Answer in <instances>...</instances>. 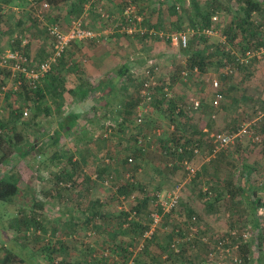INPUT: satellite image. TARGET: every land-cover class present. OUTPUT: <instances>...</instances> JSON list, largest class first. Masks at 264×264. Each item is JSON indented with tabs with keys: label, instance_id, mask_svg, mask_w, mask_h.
Returning a JSON list of instances; mask_svg holds the SVG:
<instances>
[{
	"label": "rangeland",
	"instance_id": "374dc122",
	"mask_svg": "<svg viewBox=\"0 0 264 264\" xmlns=\"http://www.w3.org/2000/svg\"><path fill=\"white\" fill-rule=\"evenodd\" d=\"M28 1H21L20 6L23 9L20 13L15 10H10L4 16H1L0 54L9 53L12 44L21 41V46L27 47L26 50L30 58L35 61H40L45 59L46 55L48 56L52 50V38L48 33V26L56 24L63 32H66L69 30L72 20L70 24L64 26L65 24L58 20L60 15L56 14L57 8L51 5L53 3L52 0L43 2L50 6V8L44 9H41L43 3L35 4L34 0H30L31 2L29 4ZM62 1L66 2V0H59L58 2ZM173 1L159 0L161 3L166 2L168 4H172ZM185 1L186 3L180 6V12L177 13V16H170L169 13H166L165 7L161 8L160 6L157 9L156 5L159 4L157 2L154 7L156 9L147 13L148 24L145 25L144 18L141 23L142 30L146 32L145 35H141L140 33L128 35L120 27L122 23L121 20L119 21L122 15L121 11L129 6L135 7V4L129 1L124 3L122 5L123 7L120 6V9L117 8V11L114 8V12L110 13L107 10V1L102 0V5L100 6H103L104 10L98 11V13H92L85 27L92 29L95 33H97L100 27L107 28L106 30L108 32L109 29H112L119 33L117 41H120V47L122 49H118L116 52L114 51L116 56L115 62L119 65L118 72L124 65L131 66L139 62L144 63V61H150L149 59H155L160 64L161 75L159 77V84L162 86L164 84L163 82L169 81L177 101H182L185 104L184 106L187 107L186 110L189 112L190 119L188 118V121L181 120L177 122L179 124L182 123L183 133L185 129L189 131L185 132V134L189 133V137H193L201 142L202 156L197 158L191 157L189 159L193 165L199 168L197 176L192 181H188V175L184 169L177 168V170L172 172L173 166H170V164L175 165L176 160H172V162L167 160L162 156L161 151H159L161 150V142L158 139L160 133H164V137L169 139V130L173 131L174 127L173 125L170 126V118L166 116L164 108H156L154 106L156 102L150 106V113L145 118L143 125H138L134 121L129 129L127 128L123 132H120L121 129L117 130L115 119L118 118V112L123 111L126 102L134 103L139 98L141 81L137 77L138 80H136L130 71L121 78L117 75L115 86H111L113 90L105 88L102 91H96L91 95V99L84 103L76 102L75 98L70 94H66L65 97L62 96L55 103L57 98H55V93H52L46 100L47 105L51 106L52 114L49 116L41 114L37 121L33 117L36 109L32 103L20 100L15 94H10L8 97L7 95H2L0 120H3L4 123L11 119V112L14 107H21L22 110L29 109L28 117L22 120L30 123L31 126L19 133V136H21L20 142L34 140V137L39 134L40 130H44L45 134L53 136L60 129L59 121L67 120L68 116H70V114L67 116L66 111L68 113L71 112V114L74 113L77 117H82L80 123L85 126L84 129H76L73 133L67 136L65 135L57 148L51 147L47 151L48 153L45 158H40L34 152L26 158L21 159L11 149H7L8 152L11 151L12 153H10L11 155L9 157V160H12L10 165L16 167L21 174V192L18 196L14 197L11 203L0 202V264H19L18 257H15L16 254L29 262L31 253L35 249L43 255L41 261L46 262V264H56L54 259L57 250H52L55 244H52L47 239L46 234L39 233L40 226L43 223L42 221H38L37 218L42 215L52 214V211L61 210L74 216H77L78 213L79 218L82 219L88 211L89 213L98 212L99 218L108 216V220H114V224H118L119 221H115L118 219L120 221H126L124 224V228L126 229L129 217L126 219L123 214L129 213L130 216V212L132 211L136 215L131 222H138L140 225L150 223V214L151 211L155 210L154 203L158 193L167 195L178 186L181 187L180 206L172 216L167 217L163 215L161 229L159 228V231L165 230V234L172 233L174 236L177 235L176 239L181 241L180 249L185 251L181 260L186 264H206L209 258L208 255L214 252L210 248L208 250V245L201 240L202 237H206L209 242L215 241V237H217L216 239L222 236L224 237L227 230L236 227L234 223L239 217L241 219L245 218L249 223L252 222V209L250 208V204L246 203L244 205L245 208L242 209L243 212L239 214L238 202L241 201L240 198L243 195L241 194L229 199L230 196L226 194L227 190L224 187L219 188L222 182H220L218 172L220 171L228 176L235 175L239 178L238 173L243 174L242 167L244 165L249 164L254 166L258 162L259 167H257V171H260L261 175L255 174L249 181L247 179H240V181L242 185L247 184L252 187V190L254 189L260 192L264 188V153L262 149H254L252 144L245 139L226 151H220L221 156L218 154L215 157H210L209 153L215 147L212 143V136L214 134L233 132L234 129L235 132L242 124L259 119V111L264 112V92L262 90L259 91L261 86L264 88V61H260V65L255 64L258 71L254 74L255 71L253 69L250 71V74L246 73L247 76L244 77L243 83L238 85L239 92L234 97L239 102H234L233 98L228 96L222 102V106L219 105L215 108L213 105L215 92L210 81L208 83H202L201 78H195L193 76L186 82L181 80L180 72L185 67V64H187L186 61H189V55H186V58L180 56L179 49L174 47L168 39L171 35L178 33V26L182 25L187 29L194 27L192 22L196 20V10L193 7L192 0ZM198 1H200V6L209 11H214L216 8L213 0ZM218 1L222 4V7L226 8L229 0ZM87 5V8L91 9L94 3L90 0ZM160 8L161 10H159ZM41 11L43 12L41 13ZM224 12V9H222L213 14V16H218V21L222 26L229 18L228 14ZM102 14L105 17H102ZM30 15L35 17L37 21L34 22L31 20L29 22L28 18ZM38 15L41 18H38ZM115 17L119 18L115 20ZM25 18L26 20L24 21ZM177 20L178 25H176ZM19 21H22L23 24H19ZM151 31L154 34L150 33ZM262 31H264V28ZM147 34L154 40L152 48L144 42V36ZM160 35H163V38ZM114 37L112 36L110 39L116 43ZM212 38L217 43L221 41L219 36ZM47 52L50 53L48 54ZM101 52L103 51H97V54ZM87 53L82 58L85 61L82 59L75 61L73 56H71L72 65L69 64L68 69L62 70L61 73L66 79V88L76 91L77 82L83 75L93 85L100 83L101 78L99 75L95 77L92 75V51ZM74 57L78 58L76 56ZM104 60L102 62L105 67L101 68L100 66L102 65L100 63L96 67L100 68L99 70L103 71V73L106 72L105 70L113 62L108 59ZM59 66L57 64L54 69L59 68ZM225 72L226 69L221 72L213 71L210 77L211 79L216 78L222 83V75ZM102 75L104 76V74ZM207 75L209 73L205 74L203 78L205 76L207 77ZM8 80L6 83L9 82ZM248 92L251 93L247 94ZM250 95L252 96L249 97ZM158 97V95H155V98L158 99ZM192 99H201L202 101L201 109L197 112L193 111V113L191 112V106H189ZM58 104L62 106L59 110L57 109ZM246 112L248 113L247 115H245ZM83 117L87 118L83 119ZM118 122L122 123V119H119ZM257 124L259 125V132L264 134V118L258 120ZM105 127L107 129L109 128L108 131H106ZM22 129L20 128L19 132ZM156 129L160 130L156 131L159 135L153 133ZM16 136L12 135L13 144L19 142ZM148 137H151V141L146 140L150 142L145 143L146 152L142 153V155L134 156V152L138 149L136 140L138 139L139 141L140 138L146 139ZM3 152L2 150L1 153ZM60 153L63 155L61 160L58 158ZM71 157L73 163H78L79 167L77 171L75 169L72 170V164L69 163V158ZM115 157L120 163L111 162V159ZM129 157H132L134 162L130 167H125L123 161L124 159H129ZM223 157H226V159L224 160ZM213 162L217 163V166H212ZM106 163L112 165H108L107 174L101 179L99 173L104 169V164ZM7 172L8 167L0 164V178ZM73 172L78 177H74L75 174L73 175ZM70 174L73 175L74 179L76 178L75 185L73 184V177L70 179L68 176ZM133 175L136 182L144 188L146 195L137 191L131 195L136 196L135 200H132L130 196L125 197L123 201V197H118L117 195L118 187L124 184L127 179H131ZM58 177L61 178V181L57 180ZM84 177H90L92 184L86 185ZM87 189L89 192L85 191ZM215 190L219 191V198L214 196ZM208 193L213 198L209 199L205 197ZM145 197L151 199L149 207L142 208L140 213L137 210H131L135 206L134 203L136 200H142ZM91 200L101 201L104 208L95 204V211H92L91 206H89ZM123 205L127 208V212L122 210L121 207ZM42 206L45 207L44 213L46 209L49 210V213L46 212L43 214L40 209ZM36 209H38V212ZM191 216L197 219L196 227L198 232L194 235L188 229V222ZM164 223L166 228H164ZM173 223H175L174 230L169 231L168 229L173 227ZM89 231L95 235L93 228ZM89 231H86V233ZM96 235L93 237H96ZM102 235L105 236L104 232ZM140 235L141 233L138 232L135 238H130V240H127L124 236L125 239H118L116 242L113 240L108 241L104 236L101 237L100 241L99 239L95 241L90 236H85L86 241L82 240V238L79 239V237L78 239L73 238L66 242L67 244L65 245H67V248L63 252L68 258L73 257L75 253H79L84 255L83 257L86 259L88 255L87 251H91V255H93L94 253H100V250L111 248L113 250L112 246L117 247L118 251H120L122 245H125L127 249L131 247L134 250L136 247L134 248L132 246L134 243L137 246L139 241H141ZM252 236L254 235L252 234ZM174 239H171V241L167 239V241H163L162 243L168 256L173 254L171 251L173 248L170 249V245L174 242ZM132 240H134L133 244H131ZM151 241H147L146 245L150 244ZM50 245L53 246L50 247ZM215 251L218 255L223 253V256L227 253L221 250L217 251L216 249ZM119 255L121 257V253ZM213 257V261H220L219 264H223L222 260H218L216 256ZM229 259L232 262V257H229ZM122 260L127 261V259ZM21 264L26 263L21 261ZM157 264H164V262H157Z\"/></svg>",
	"mask_w": 264,
	"mask_h": 264
},
{
	"label": "trees",
	"instance_id": "16d2710c",
	"mask_svg": "<svg viewBox=\"0 0 264 264\" xmlns=\"http://www.w3.org/2000/svg\"><path fill=\"white\" fill-rule=\"evenodd\" d=\"M21 1V0H20ZM48 0H34L35 4H41L43 2H46ZM53 3H51L52 7H55L57 9H60L59 6L63 4L62 2H58L57 0H52ZM71 1V0H66ZM213 4L216 5L214 11H209L206 8H203L200 6V1L198 0H192L193 2V7L196 10V20H193L192 25L194 26L193 28L196 27H210L212 24V17L215 12H219L222 9H224V13H227L229 18L223 24V26L218 23V29H219V36L225 37L224 43L220 41V43H217L214 41L215 39L212 37H195L193 40V43L187 50L185 49H179V55L182 57L186 58V55H189V61L187 62L188 66L190 68L193 67H198L199 71L201 74L197 78H201V82L205 83L203 80V76L205 74H211L213 71H223L224 69H227L228 67L230 68L231 72H225L224 75H222V83L219 81L220 88H219V93L223 95V100L227 98L228 96L233 98L234 102H239L237 98L234 97V95H237V92H239L238 85L242 84L244 81V77L247 76L246 73L250 74L251 70H255V63L259 60V58L254 57L251 58L250 60H246V62L242 63L241 61L243 58H245V54L248 50L251 49H260L264 48V31L262 29L264 28V0L263 1H258V0H229L227 7L224 8L222 7V4L218 0H213ZM57 2V3H54ZM90 2V0H72L70 7L71 10H69V14L74 17L75 19H79L80 17H84L85 15V8L86 5ZM125 2V1H124ZM131 3L135 4L137 14L141 15L144 18L145 25L148 24V12L154 11V7L156 3L158 2L159 4L156 5L157 9L161 6V8H166V13H169L170 16H177V13L180 12V6L186 3L185 0H174L172 4H168L166 2H159V0H131ZM86 4V5H85ZM3 5H13V6H20L19 3H15V0H5ZM49 5V4H48ZM161 8L159 10H161ZM222 8V9H221ZM1 9V6H0ZM126 8H124L121 11V21L126 23V18L124 17ZM112 13L111 11H109ZM2 17L0 16V21ZM29 22L32 20L34 22L37 21L35 17H30L28 18ZM179 20V18H178ZM178 20L176 21L178 25ZM143 22V23H144ZM19 24H23L22 21L19 22ZM135 25H138V23L135 22ZM181 25V24H180ZM139 26V25H138ZM152 27V26H151ZM153 28V27H152ZM178 31L181 32L184 31L185 27L178 26ZM151 29V28H149ZM149 33V32H147ZM214 37V36H213ZM152 41V43H151ZM153 39H151V36L147 34L144 36V42L147 46L152 48L153 44ZM192 42V41H191ZM27 47H22L21 46V41L15 42L12 44L10 48V52H19L21 55L26 57L29 61V63L33 64L36 62L43 61L49 57V55L45 57V59L40 60V61H35L30 58L28 52H27ZM1 55V54H0ZM264 57V56H263ZM262 57V58H263ZM261 58V59H262ZM72 57L71 55L67 54V56H63V58L58 62L59 68H55L50 75H48L45 79L41 81V84L37 87V89L32 88L29 85V82L24 78L23 75L19 73H13L9 68H2L0 69V104L2 100V87L3 86H8L9 89L6 92L5 96L7 95L10 96V94H15L17 97L25 101L27 103H32L35 107V113L33 115L34 120L37 121V119L40 117L41 114H44L45 116H49L52 114V109L50 105H47L46 100L48 97L52 94L55 93L56 97V102L58 99H60L66 92H68L70 95H72L73 98H75L76 102H86L91 99V95L96 92V91H102L103 88H108L111 86V81H105L102 82V84H98L99 86H95L85 77H82L78 80L77 85H76V91L74 90H68L66 88V79L65 76L61 73L63 69H68L69 64L72 65L71 60ZM150 61H155V59H149ZM146 61H144L145 63ZM258 63V62H257ZM159 66L160 64L157 63ZM132 66L128 67H122L121 70L119 71L118 76L121 78L125 76L126 73L131 71ZM183 70V68H182ZM181 70V71H182ZM71 71V70H70ZM83 72V71H81ZM240 74V75H239ZM181 76V72H180ZM240 76V77H239ZM136 78V77H134ZM9 79V80H8ZM7 80L9 81L8 83ZM136 80H138L136 78ZM182 80V79H181ZM226 80V81H225ZM11 82V83H10ZM18 82L19 84L18 88L15 90L14 85H16ZM10 83V84H9ZM164 84L156 89V96L158 95V99L155 98L154 102L156 108H164V112L166 113V116L170 118V126L173 125V131L169 130V139L167 137H164V133H159L156 131H160L156 129L153 133L158 134L160 137L158 138L159 141L161 142L160 144V149L162 156H164L167 160H176L175 165L173 166V170H177V168L184 169L182 162L184 160H188L191 157L197 158L202 156V146L201 142L199 140H196L193 137H189V133L185 134V132H189L184 129V133L182 131V123H178L177 121L181 120H186L189 117V112L185 104L181 101L178 102L176 97L174 96V92H172L171 89V84L168 82H163ZM141 84V83H140ZM165 88H168L170 92L173 94V98H169L164 91ZM154 102L152 104H154ZM221 102V104H222ZM139 103V98L137 101L134 103L132 102H126L123 111L118 112V118L115 119V123L117 124V130L121 129L120 132L125 131L127 128L129 129L130 126H132L133 122L136 121V108ZM151 104V105H152ZM220 104V106H222ZM189 106L191 104L189 103ZM264 106V104H263ZM61 105H57V109H61ZM189 109V108H188ZM29 110V109H28ZM24 111L22 110L21 107H14L12 109V117L9 121L4 123V121L0 120V153L3 150L4 152L1 153V158H0V164H4L8 167V172L4 174L0 178V202L4 203H11L14 197L18 196L21 192V174L19 173L18 169L16 167L11 166L10 163L11 161L9 160L10 155L12 154L11 151L20 157L21 159L26 158L30 154L36 152L37 156H40V158L47 156V151L51 148H57V146L60 144V141L62 138L66 135H69L73 133L76 129H84L85 125H81L80 120L82 117H77V115L70 114L68 116L67 120H61L59 121V130L55 132V136H49L44 133V130H40L39 134H37L34 137V140L32 141H27V142H20L21 136H19L22 131L26 130L25 128L30 127V123L24 122L22 119H25L24 117ZM193 111V110H192ZM150 113V110L148 113L143 115V123H145V118L148 116ZM29 115V114H28ZM190 115H192L190 113ZM87 117H83L85 119ZM119 119H122V123L118 122ZM240 127V126H239ZM238 127V128H239ZM23 128L20 132L19 129ZM106 128V127H105ZM113 128V127H112ZM237 128V129H238ZM109 129V128H108ZM106 128V131H108ZM112 130V129H111ZM116 130V131H117ZM235 130V129H234ZM233 130V132H234ZM231 133V132H228ZM12 135H17L16 137L18 138L19 142H16L13 144L12 142ZM112 136V135H111ZM151 139V137H149ZM47 140V141H46ZM151 141V140H150ZM150 143V142H147ZM199 144L200 148V154L199 155H194L193 154V147ZM146 145V144H145ZM145 145L139 146L138 145V139L136 140V146H138V149L134 152V156H139L142 155V153L146 152L145 150ZM182 147L183 151L180 153L179 148ZM11 149L10 152L7 151V149ZM11 153V154H10ZM264 153V152H263ZM8 154V155H7ZM221 156V153H220ZM63 157L62 153L59 154L58 158L61 160ZM227 157V156H226ZM226 157H223L224 160ZM72 157L69 158V163L72 164V170L75 169L77 171L78 163H73L72 162ZM169 161V162H170ZM111 162L114 163H120L118 159L115 157L111 159ZM191 162V161H190ZM113 163V164H114ZM123 164L125 167H130L131 164L128 163V159H124ZM108 165L112 164H104V169L100 171L99 177L102 179L103 177L106 176L107 171H108ZM212 166H217V163L213 162ZM217 168V167H216ZM243 173H248V177L250 173H253L257 171V169L249 164L244 165L243 167ZM75 171V173H76ZM136 172V171H135ZM73 172V175L75 174ZM219 174V179L222 184L219 185V188H225L227 190L226 194H228L231 198H235L238 195H244L242 197H249L250 201L248 203L250 204V208L252 209V224L255 225V229H251V227H245L244 229H247L251 231V233L254 235L253 241L246 243L245 245H242L241 248L239 249L238 252L234 253L231 251L230 257L232 259L238 255L240 260L242 261L241 264H249V263H255L254 261H250L249 255L251 254L252 250L257 251L259 253V257L256 259V262L258 264H264V219L262 217L258 216V211L260 209H264V188H262L260 191H255L254 189L252 190V187L249 185L245 184L242 185L240 178H237V176H228L224 175L220 171L218 172ZM72 174L68 175L70 179L73 177ZM74 177H78L77 174H75ZM73 177V184H76V178L74 179ZM252 178H248L247 180H251ZM58 181H61V178L58 177ZM84 181L86 182V185L92 184V179L90 177H84ZM219 182V183H220ZM252 190V193H251ZM88 191L89 190H85ZM140 191L142 194L146 195L144 193V188L136 182L135 177L131 179H127V181L120 185L118 187L117 195L118 197H130L133 193ZM247 191V192H245ZM218 190L214 191V196L216 198L220 197V193ZM212 194V193H211ZM209 196V197H208ZM208 193L206 194L205 197L211 199V197ZM214 197V198H215ZM143 200V201H142ZM136 200L134 203V207L131 208V210H137L139 213L141 212L142 208L149 207V204L151 202V199L149 197H145L144 199L142 198ZM181 202V201H180ZM95 204H97L99 207L102 206L101 208H104L103 204L101 201H90L89 206H91L92 211H95ZM180 206V204H179ZM179 208V207H178ZM177 208V209H178ZM157 212L160 214H163V211L161 208L156 209ZM176 209L172 211L170 215H164V216H172L175 213ZM152 212V211H151ZM125 218L127 219L129 217V213L123 214ZM87 220L86 224V231H89L91 227V223L93 221H99L100 223V229H96L95 226L93 225V231L96 234V230H101V232L105 234L102 235L106 239L113 240L116 242L118 237L122 235V237H126V233L122 232V229H124V221H120V219L115 220L118 222V224H114V220L110 219L108 220V216H104L102 218H99L98 212L94 213H89L87 212L85 216ZM191 220V221H190ZM193 218L192 216L189 219L188 222V229H190L194 224H193ZM89 222V223H88ZM132 223V224H131ZM150 224V223H146ZM149 225H145L144 228L142 225H140L138 222H130V225L126 229H130V232L134 233V238L135 235L139 233H143ZM253 227V226H252ZM99 232V231H98ZM242 230L240 228L237 230V233H241ZM129 234V233H128ZM140 235V236H141ZM131 236H127V240H130ZM98 238V237H97ZM120 239V238H119ZM121 240V239H120ZM132 240V243L133 244ZM52 244H55L54 247H52L53 251L58 248L57 251H66L67 244L66 242H54ZM53 245H50V247ZM148 247V245H146ZM171 246V245H170ZM56 247V248H55ZM113 247V251L120 254L121 253V259H129L132 255L130 254V248L127 249L125 245L121 246L120 251L117 250V247ZM132 247H136L135 243L133 244ZM146 247V250H147ZM172 246L170 247V249ZM209 250V246H207ZM112 249V248H111ZM106 250V249H105ZM105 250H100V253H94L91 255V251H87V260L84 258L80 264H103L104 258L102 257V253ZM145 250L144 253L139 254L135 257V262L138 264L139 260L145 259V255L147 251ZM211 250V248H210ZM173 254L167 256L165 258V261L170 260V258L173 255H182L184 256L185 251L183 249L179 253H175V251L172 249L171 250ZM120 252V253H119ZM124 252V253H123ZM56 253V252H55ZM86 253V252H85ZM90 253V254H89ZM209 256V255H208ZM180 257V256H179ZM19 260V258L17 259ZM56 261V264H69L70 262L67 261H62L57 258L54 259ZM22 260H19V264H21ZM213 262V261H212ZM153 263V262H152ZM36 264V263H32ZM146 264V263H145ZM151 264V263H147ZM154 264V263H153ZM207 264V263H206Z\"/></svg>",
	"mask_w": 264,
	"mask_h": 264
},
{
	"label": "built area",
	"instance_id": "2783aa9c",
	"mask_svg": "<svg viewBox=\"0 0 264 264\" xmlns=\"http://www.w3.org/2000/svg\"><path fill=\"white\" fill-rule=\"evenodd\" d=\"M93 1V0H91ZM131 5V4H130ZM44 8H50V6L47 3H43L41 5V9ZM43 11H41L42 13ZM102 17H105L104 14H102ZM124 17L126 18V23L122 22L120 24V27L122 28L123 32H125L128 35H135L137 33H140L141 35H145V30H142L141 23L143 21V17L141 15L136 14V7H127L125 10ZM38 18H41L38 15ZM135 22L138 23L139 26L135 25ZM218 16L214 15L212 17V24L210 27H196V28H189L184 31L178 32L174 35H171L168 37V39L171 41V44L174 47H177L178 49H185L187 50L189 48V45L191 41L195 37H213L219 35V29H218ZM140 27V28H138ZM48 33L50 37L52 38V51L49 55V57L43 61L36 62V63H29L28 59L21 55L19 52H9L7 54H3L0 56V69L2 68H9L13 73H19L24 76V78L29 82V85L37 89V87L41 84V81L45 79L48 75L51 74V72L54 70V67L58 64L59 60L65 56L68 51L71 49L72 45L76 42H83L87 40L95 39L96 33L91 29H86L84 27V22L81 19H76L71 22V26L68 31L63 32L58 25L51 24L48 26ZM150 33L154 34L153 31ZM161 38H163V35H160ZM225 37H221V42L224 43ZM264 56V48L260 49H251L248 50L245 54V58L241 61L242 63L246 62V60H250L251 58L257 57L261 59ZM188 62V61H186ZM231 72L230 68L228 67L226 69V72ZM131 75L134 77H137L141 81L140 85V91H139V103L136 108V122L138 125H142L143 123V115L148 113L150 110L151 104L154 102L155 95H156V89L159 87V77L161 75V69L160 66L157 64L156 61H146L144 64L136 65L134 64L130 71ZM201 72L199 71L198 67L190 68L188 64H185V67L181 71V79L183 81H188L191 76L197 78ZM211 74L205 76L203 80L208 83L211 82V86L215 92V96L213 99V105L215 108H217L222 100L223 95L219 93V80L218 79H211ZM21 84L18 82L16 85H14V89L16 90ZM8 86L2 87V94L5 95L8 91ZM164 91L166 92L167 96L169 98H173L172 92L169 91L168 88H165ZM202 107V101L201 99H192L191 100V109L194 112H197ZM193 111H191L193 113ZM24 116H28V109L24 111ZM264 118V112H259V119L250 122L242 124L237 131L231 132V133H217L212 136V143L215 145L214 149L209 153L210 157H215L219 152L226 151L232 147H234L238 142H242L245 139H247L253 147L255 148H261L262 152H264V134L259 132V125L257 124V121ZM146 140H150V138H140L138 141V145L141 147L147 143ZM179 152L181 153L183 151V148L180 147ZM193 154L199 155L200 154V148L199 144H196L193 147ZM134 162V159L132 157H129L128 163L132 164ZM184 170L187 172L188 175V181H192L194 179L198 172L199 168L197 166L193 165L190 161L184 160L182 162ZM172 166V164H170ZM181 187L178 186L174 190H172L167 195L159 194L157 195V198L155 199L154 207L155 210H153L150 214V224L149 227L143 231L141 237V241L137 244L136 248L130 249V254L132 255L127 261H123L120 257V255L116 252H114L111 249H106L102 253V257L104 258L103 264H137L135 262V257L139 254H142L146 250V242L151 241L152 238L155 236V233L160 228L162 223L163 215L165 214H171L173 210L177 209L179 207L180 201H181ZM136 196H131L132 200H135ZM125 200V197H123V201ZM122 210L128 211L127 208L123 205L121 207ZM157 208H161L163 211V214H160L156 211ZM136 215L135 212H130L128 223L126 224V227L130 225V222L134 219V216ZM258 216L262 217L264 219V209H260L258 211ZM193 226L190 228L191 234H195L198 232V229L196 227L197 219L196 217H193ZM193 232V233H192ZM253 237L251 231L245 229L242 230L241 233H237V231H233L228 235L227 237H221L219 239H216V246L214 247L217 251H225L227 253L238 252L242 245H245L246 243H249L253 241ZM205 244L208 246H211L214 241H208L206 237H202L201 239ZM180 243L181 241L176 239L171 244L173 250L175 253H179L181 251L180 249ZM231 245V246H230ZM230 246V247H229ZM211 258H214V254H209ZM233 264H241L242 261L239 257H234L232 259Z\"/></svg>",
	"mask_w": 264,
	"mask_h": 264
},
{
	"label": "crops",
	"instance_id": "0c3cea01",
	"mask_svg": "<svg viewBox=\"0 0 264 264\" xmlns=\"http://www.w3.org/2000/svg\"><path fill=\"white\" fill-rule=\"evenodd\" d=\"M4 1L5 0H0V6H1L0 16H4L6 14V12H8L10 10H15L18 13H20L22 11V9H23L22 6L3 5ZM21 1H23V0H21ZM21 1L20 0H15V3L21 4ZM26 1H28V0H26ZM71 1L63 2V4L61 6H59L60 9L59 10L57 9V11H56V14L57 15H60L59 17H61V18L58 17V20H60L62 23H64L65 24L64 26H66L67 24H70L71 20L74 21V17L69 14V10H71V7H70ZM96 1L97 0L91 1V2L94 3V5H93V7L91 9L90 8H87L88 5L85 4L86 5L85 15H84V17H80L79 18V19H81L84 22V27H85V24L88 23L87 22L88 21V18H89L90 15H92V13H95V12L98 13V11L104 10L103 9V6L102 7L100 6V5H102V0H98L97 2ZM106 1H107V4H108V9L107 10H109L111 12H114V8L116 10L117 8H119L120 6H122L124 3L128 2V1L130 2L131 0H106ZM28 2L30 4L31 1L29 0ZM117 18H119V17H115V20H117ZM25 20H26V18L24 19V21ZM120 20H121V17H120L119 21ZM19 22H21V21H19ZM86 29H90V28H86ZM106 29L107 28H104V27H100V29L98 28V31L96 33L98 37H96L95 39L88 40L86 42L83 41V42H76V43H74L72 45L71 49L68 51V55L70 54L71 56H73V58L75 59V61H80V59H82L83 57H85V55H86L87 52H91L92 51V54H91L92 55L91 56L92 57V62H93V64H92V66H93L92 75L94 77L99 75V77L101 78L100 79L101 80L100 81L101 84H102V82L104 80V82L105 81H111V83H113L111 86H115L114 84H115L116 78L118 77L117 75L119 74V72H118V70H119L118 69V66L119 65L116 64L117 62H115L116 61L115 60L116 56L114 54V51L116 52L118 49H122V47H120L121 46L120 41L119 42L117 41L118 40V37H119V35H118L119 33H117L116 31H114L112 29H109V32H108ZM112 36H115L114 37V41H116V43L112 42V39H110ZM88 47L91 48V49H89ZM86 48H88V49H86ZM97 51H103V52L97 54ZM32 56H34V55L32 54ZM66 56H67V54H66ZM74 56H76L78 58H75ZM104 59H108L109 61H113L112 64L109 65L108 69L105 70L106 71L105 73H103V71L99 70L100 68H96V67H98L99 63H100V65H102V66H100L101 68L105 67L104 64H103V62H102V61H105ZM82 60L85 61L84 59H82ZM260 61H264L263 58L262 59H259L257 61L258 63L256 62L255 64L260 65L261 64ZM141 64H144V63L139 62L136 65H139L140 66ZM128 66L129 65H124V67H128ZM131 66H133V65H131ZM254 71H255L254 74L256 73V71H258L257 67L255 68ZM102 74H104V76ZM106 74H107V77H106ZM112 74H113V76H112ZM82 77H85V75H83ZM97 82H98V80H97ZM100 83H98V84H100ZM98 84L95 85V86H99ZM111 86H109L108 88H110V90H113V89H111ZM261 88H259V91L262 90L264 92L263 86H261ZM103 89H105V88H103ZM68 90H70V89H68ZM250 93L251 92H248L247 94H250ZM66 94L68 95L69 93L66 92L63 96L65 97ZM251 96L252 95H250L249 97H251ZM66 114L68 116L69 114H71V112L68 113L66 111ZM247 114L248 113L246 112L245 115H247ZM253 148L256 149L255 147H253ZM254 167L257 169V167H259V163L258 162L255 163L254 164ZM255 174L261 175L260 171H255L253 173H250L249 174V177H248V173L247 174L246 173H243V174L242 173L241 174L238 173V176H239L240 179H248V178H252L253 175L255 176ZM245 192H247V191H245ZM251 193H252V190H251ZM260 193H261V191H260ZM242 194H244V193H242ZM240 199H241V201L238 202L239 209H240L239 214H241L243 212L242 209L245 208L244 205L246 203H248V201H250L249 200L250 199L249 197L248 198L245 197L243 199L240 198ZM40 209L42 210V213L43 214H45L46 212L49 213V210L48 209H46V212L44 213V211H45V207L44 206L40 207ZM36 210L38 212V209H36ZM42 216L39 217V218H37L38 221H42V223H43L40 226L39 233L46 234L47 239L50 240L51 243H54L56 241H58V242L59 241L60 242H68L69 240H72L73 238L78 239V237H79V239L82 238V240H85V236H90L92 239L94 238L95 241L98 240V239H99V241L101 240V237H102L101 230H98L99 232L96 230L97 231V233H96L97 235L95 234L96 237H93L95 235L94 234H91L90 231L86 233V224H87L86 222H87V220H86L85 217L82 218V219H80L79 216H78V213H77V216H74V215L68 214L65 211H61V210L56 211L55 210L54 212L52 211V214H45V215H42ZM46 216H47V218H46ZM48 216H49V218H48ZM234 224H235L234 226H236V227H234L233 229L227 230L225 232L226 233L225 234V237H227L228 234L231 231L232 232L233 231H237L239 228H240V230H243L244 229V226L245 227H251L252 230L255 229V225H253L252 223H249L245 218L241 219V217H239ZM93 225L95 226L96 229H100V227H99L100 226L99 221L98 222L97 221H93L91 223V227L92 228H93ZM145 225L146 224L143 223V225H142L143 228H144ZM172 226H173L172 228H169L168 229L169 231H173L174 230L175 223H173ZM164 228H166L165 223H164ZM130 229L129 230L128 229H125V228L122 229V231L126 233L125 234L126 235V238H127V236L128 237L131 236L130 238H134V233L130 232ZM160 229H161V227H160ZM160 229L157 230L154 239L150 242V244H148V247H147V250H146L147 253L144 256L145 259L139 260V263L138 264H145V263L146 264L147 263H151V264H153V263L155 264L156 263L157 264V262L158 263L159 262H164V264H186L183 260H181L182 255L172 256L170 258V260H168V261L165 262L164 259L168 255H166L165 247H164V245L162 243H163V241H167V239H170L169 241H171V239H174V238L176 239L177 235L174 236V234H172V233L165 234V230H162L160 232L159 231ZM16 231H18V230H16ZM119 238L121 240L122 239H125V237H122V235H120L117 239H119ZM216 238L217 237H215V241L209 247V248H211L212 251L214 250V252H212L211 254H214L217 257L218 260H222L223 261V264H233V262H231L230 259H229L230 255H232V254L226 253L223 256V253L221 255H218V253L215 251V248L214 247L216 246V243H215L216 242ZM55 250H58V248L55 249ZM223 252H224V250H223ZM83 256L84 255H81L79 253L78 254L75 253L73 257L71 256L70 258H68V257L65 256L64 252H62V251H56L55 258H57L59 260H62V261L64 260V261L70 262L69 264H80L82 262V260L85 258ZM259 256L260 255H259V253L257 251H253L252 250L251 254L249 255L250 261H254V259H255V261H254L255 263L254 264H258V262H256V259ZM15 257H18L19 260L24 261V263H26V264H32V263H36V264H46V262L41 261V259H43V255L40 252H38L37 249H35V250L32 251V253H31V259L29 260V262H27L26 260H24L23 257L18 256L17 254L15 255ZM173 257H174V259H173ZM236 257H238V255ZM207 258H208V256H207ZM211 261H213V260L209 256L208 261H207V264H219L220 263V261L219 262L213 261L214 263H212ZM64 264H65V262H64ZM249 264H251V263H249Z\"/></svg>",
	"mask_w": 264,
	"mask_h": 264
}]
</instances>
